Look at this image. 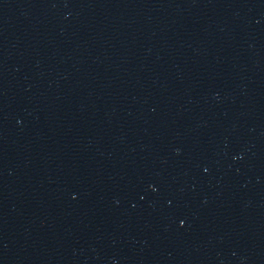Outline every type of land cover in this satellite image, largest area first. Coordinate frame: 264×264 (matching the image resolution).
<instances>
[{
  "label": "water",
  "instance_id": "1",
  "mask_svg": "<svg viewBox=\"0 0 264 264\" xmlns=\"http://www.w3.org/2000/svg\"><path fill=\"white\" fill-rule=\"evenodd\" d=\"M0 264H264V209L158 136L42 0H0Z\"/></svg>",
  "mask_w": 264,
  "mask_h": 264
},
{
  "label": "snow or ice",
  "instance_id": "2",
  "mask_svg": "<svg viewBox=\"0 0 264 264\" xmlns=\"http://www.w3.org/2000/svg\"><path fill=\"white\" fill-rule=\"evenodd\" d=\"M180 223H182V224H183V223H184V221H183V220H181V221H180Z\"/></svg>",
  "mask_w": 264,
  "mask_h": 264
}]
</instances>
